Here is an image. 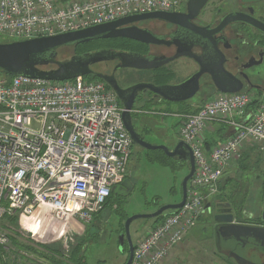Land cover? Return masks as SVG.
Returning <instances> with one entry per match:
<instances>
[{
  "label": "built area",
  "instance_id": "2783aa9c",
  "mask_svg": "<svg viewBox=\"0 0 264 264\" xmlns=\"http://www.w3.org/2000/svg\"><path fill=\"white\" fill-rule=\"evenodd\" d=\"M185 1L0 0V35L14 40L52 36L134 14L179 11ZM252 92H217L195 111L181 114L178 137L189 146L195 166L185 201L134 245L130 264H160L205 211L245 142L264 148V96ZM122 110L101 80L0 76V220L19 212L24 228L34 214L49 217L58 240L65 239L73 220L92 222L111 188L127 178L132 140ZM214 123L225 125L228 135L207 150L205 133ZM7 233L0 228L4 260ZM64 249L60 252L68 255L70 249ZM32 262L43 264L37 256Z\"/></svg>",
  "mask_w": 264,
  "mask_h": 264
},
{
  "label": "rangeland",
  "instance_id": "374dc122",
  "mask_svg": "<svg viewBox=\"0 0 264 264\" xmlns=\"http://www.w3.org/2000/svg\"><path fill=\"white\" fill-rule=\"evenodd\" d=\"M185 3L183 5H185ZM239 6L240 3L238 0H211L205 10L213 11L216 14L219 8L221 13H224L229 10L238 9ZM259 7H261L264 13V4L258 3L256 9ZM143 26L148 28L154 27L156 30L162 32L166 31L168 28V24L155 21L143 23ZM107 40L110 42V39H101L83 47H76L73 45L61 47L57 50L56 60L69 59L73 54L81 53L83 50H93L102 47L108 43ZM8 41L15 40L6 39L0 35V42ZM108 44L111 46L110 44L114 43ZM158 48L163 49L162 47ZM155 49L156 47L151 48V50ZM228 56L232 58V52H229ZM167 66L165 70L172 73V77L167 83L175 84L189 77L190 74L197 69L196 63L186 57L178 58ZM53 67L55 66L49 65L45 66L44 69ZM101 68L102 64L93 66L95 70ZM257 69L262 70L264 75V64H261ZM132 74L133 79H131L130 82L143 80L145 78H147L146 80H149V78L153 79L156 78L157 75V73L153 74L146 70H138L136 75L134 73ZM161 83H166L165 78L164 81L161 80ZM216 93L208 76L203 75L200 80V89L198 93L184 103L171 102L170 104H164L158 102L156 99H150L149 97L146 98V101L141 98L135 108H138V112H140L142 116V125L145 127L143 128L144 140L153 145L163 144L172 147L175 141L177 142L179 140L177 130L180 126V122L178 123L179 118L175 116L176 112L185 107L189 110L195 109L197 106L199 107L204 102L208 101L210 97L215 96ZM252 94L255 96L258 93L253 91ZM143 98L145 97L143 96ZM145 102L146 104H144ZM34 126H37V123H34ZM216 145L217 144L213 146ZM161 152V150L157 149H144L138 144L132 143L131 154L127 164V176L131 180L132 189L124 197H118L112 194L109 205L104 207L94 222L83 223L73 220L65 239H56L57 225L53 223L49 217L34 214L33 218L31 216L28 219V222L36 224L39 228V232L42 234L41 236H43L39 238L37 236H32L30 232L20 225L18 217V214L20 215L19 212L14 215L17 216L14 221H9L5 216L0 220V228L9 231L6 240L8 242L4 246L7 248L4 252L9 253V256L5 258L4 264H33V257L37 256L23 247H15L11 241L10 232L11 234H15L20 244L33 247L34 242L32 239L35 238L42 242V244L62 252H65L64 247L69 248L71 251V248L75 245L86 241L85 259L87 264H98V262H101L100 264H123L128 252L123 253V247L120 246L119 234L121 224H124L125 221L122 222L121 219L125 216L129 217L134 214L151 213L161 205L179 202L181 199L182 179L189 168L181 164L179 166L177 165L178 168L173 170L169 165L151 161L153 157L160 156ZM173 160L179 162L176 159ZM239 173L240 174L236 177L237 184L236 181H234L233 185L246 186L249 184L251 194L254 192L251 185L257 182L254 177L255 174L259 175L260 180L264 178L263 172H259L253 167L241 169ZM229 189H231L230 185L227 187V190ZM255 196L258 197V194ZM255 196H252L251 200H256ZM117 203L120 204L119 209H116V207H118L116 206ZM258 206L259 203L256 207ZM205 211L213 215L215 213V208L207 207ZM208 216L209 215L205 214L202 218L199 217L198 221L184 236L182 241L169 252L168 256L160 264H264V255L258 254V251L254 252L253 249L240 251V249L233 246V250L236 249L234 252L227 250V243L223 242L220 235H215L213 216ZM152 222L153 219L140 218L134 220L130 224V237L133 245L138 243L157 225L152 226ZM0 246L2 247V245ZM259 246L263 248L258 249L264 252V245L259 244ZM39 258H41L43 263L47 262L43 257ZM1 259L0 264H3L2 261L4 260Z\"/></svg>",
  "mask_w": 264,
  "mask_h": 264
},
{
  "label": "water",
  "instance_id": "95a60500",
  "mask_svg": "<svg viewBox=\"0 0 264 264\" xmlns=\"http://www.w3.org/2000/svg\"><path fill=\"white\" fill-rule=\"evenodd\" d=\"M209 0H187L185 11H153L143 14H134L114 21L93 25L87 28L64 32L52 36H41L31 39L0 42V70L12 75H26L30 77H40L49 80H69L77 76H85L92 73L89 65L100 61L106 57L114 55V52L99 50L86 52L82 55L73 56L65 61L56 60L57 50L64 46L86 43L96 39L123 38L146 45L167 44L174 40H165L153 34L150 30L138 26V23L146 20H161L180 28H184L191 33L207 38L213 46L214 53L205 60L202 55L191 50L187 43L180 41L177 52L169 57L149 58L143 55L126 54L121 56V67L147 70L158 68L179 57H188L199 64V70L179 83L153 84L149 82H138L127 88H119L113 84L112 78L104 77L109 87L115 91L121 99L122 120L129 133L132 143L138 144L144 149L161 150L167 157L186 161L189 165L188 173L183 177L181 183V199L179 202L161 205L155 211L146 214H134L125 219L123 230L119 234L120 246L124 242L127 244V258L125 263L130 264L133 257L134 245L130 237V224L136 219H152L162 215L166 211L179 209L186 198L187 184L191 179L195 166L192 152L189 146L178 140L174 147L166 145H153L145 141L136 131L132 123V112L134 111V99L137 92L150 90L162 100L169 102H182L192 98L200 89V77L207 73L217 92L234 93L243 88L241 80L228 72L223 67V53L217 49L215 41L211 38L212 33L221 31L226 25L233 22H242L264 33V22L253 15V8L250 7L248 13L241 11H231L226 13L219 24L214 28L209 25L199 27L192 20L205 7ZM242 3H256L264 0H239ZM176 42V41H174ZM56 65L50 69H38L36 66ZM99 76V75H98ZM101 77V76H99ZM258 89V87H255ZM131 92L129 99H122L123 93ZM132 189L131 182L126 178L120 184L111 188L113 195L124 197ZM207 208V207H206ZM217 210L213 215V221L220 224L217 233L226 239L243 241L251 240L256 244L264 245V224L249 225L236 222V215L239 210L230 206V203L216 205ZM262 222L264 223V205L262 211Z\"/></svg>",
  "mask_w": 264,
  "mask_h": 264
},
{
  "label": "flooded vegetation",
  "instance_id": "af4514ba",
  "mask_svg": "<svg viewBox=\"0 0 264 264\" xmlns=\"http://www.w3.org/2000/svg\"><path fill=\"white\" fill-rule=\"evenodd\" d=\"M209 2H211V0L207 2L205 7L201 9L198 15L192 20V22L195 25L199 27H204V26L209 25V28H214L215 26L219 24L220 20L226 13L231 12V11H241L244 13H248L250 7L253 8V15L259 20L264 22V13L261 7L256 9V5H258V3L264 4V1L256 2V3H242L241 1L238 0V2L240 3V6L238 7V9L229 10L224 13H221L220 8H219L217 9L216 14L213 11L205 10ZM184 11H185V5H182L179 12H184ZM149 21H155V22H161V23L168 24V28L166 31L162 32V31L156 30L154 27L148 28V27L143 26V23H146ZM138 26L150 30L153 34L159 37H163L165 40H169V41L174 40L176 42L173 41V43L171 42L169 45L165 43L158 44V45H154V44L146 45V44L139 43L137 41H133L129 39L126 40L123 38H114V39H110V42L107 40L108 43H114V44H110L111 46H109V44L106 43L104 46L96 48L93 51L92 50L83 51L81 53L73 54L71 57L82 55V54H85L86 52H95L99 50H106L108 52L109 51L114 52V55L110 57H106L95 63H91L89 65V68L92 71L90 75H95L97 78L101 79V81L105 83L107 81L103 79L104 77L112 78L114 85H116L119 88H127L138 82H149V83L158 84V85L165 84V83L156 82L155 78L153 79L149 78V80H146L147 78H145L143 80L130 82V80L133 79L132 73L136 75L138 72V69L120 66L122 62L121 56L123 55V53L143 55L149 58L169 57V56L174 55L177 52L178 47L180 45V41H182L183 43H187V45L191 47V50L194 53L202 55L205 60L209 57V55H212V53H214L212 43L207 38L191 33L190 31L184 28H180L179 26L166 23L161 20H156V19L140 22L138 23ZM211 38L215 41V45L217 49H219L223 53V56H224L223 57V67L228 72L232 73L238 79L241 80V83L243 84V88L241 91H255L256 93H258L257 94L258 96L260 97L264 96V75L262 73V70L257 69L261 64H264V33H262L257 28L249 26L245 23L233 22V23L226 25L221 31L217 33H212ZM152 47H156V49L151 50ZM158 47H162L163 49H160ZM169 49H172V50H169ZM229 52H232V58L228 56ZM65 60L67 59H58V61H65ZM175 60L176 59H174L173 61ZM171 62L164 64L158 68L147 69L146 71L151 72L153 74L161 72L162 70H165L168 67L167 65H169ZM99 64H102L101 69L99 70L93 69V66H96ZM196 65H197V69L192 74H194L195 72L199 70V64L196 63ZM98 75L101 77H99ZM203 75H207L211 83L213 84L211 80V76L209 74L205 73ZM201 77H200V80H201ZM213 87H214L215 92H217L214 85ZM255 87H258V89ZM114 93L116 94L118 102L121 103V99L118 97L117 93L115 91ZM143 96L145 98H143ZM130 97H131V92H128V93H123L121 98L129 99ZM147 97H149L150 99H156L160 103H164V104L171 103L169 101L162 100L160 97L156 96L154 92L150 90H146L145 92L140 91L136 93V96L134 99L135 107L138 101L141 100V98L146 101ZM183 102L185 101H182V103ZM144 104H146V102ZM135 107H134V111L132 112V123L134 125L135 131L144 139L145 137L143 133V128L145 127L142 125V119H141L142 116L140 112H138V110L135 109ZM174 145L171 147V149L174 147ZM262 203L263 204L259 210L260 218L259 220H256V221L261 224H264L261 220L264 200L262 201ZM212 208H215V211L217 210L216 205ZM220 237L222 238L223 242L227 243L226 245L228 246V248L227 247L226 248L227 250H230V252L231 251L234 252L236 250V249L233 250L234 249L233 246H235L238 249H240V251L242 250L244 251L247 249L249 250L253 249L254 252L258 251V254L264 255V252L258 249V248L262 249L263 247H260L256 243H253L251 240L245 239L240 242L234 239L226 240V238H224L223 236H220ZM215 243L217 245L216 241Z\"/></svg>",
  "mask_w": 264,
  "mask_h": 264
},
{
  "label": "crops",
  "instance_id": "0c3cea01",
  "mask_svg": "<svg viewBox=\"0 0 264 264\" xmlns=\"http://www.w3.org/2000/svg\"><path fill=\"white\" fill-rule=\"evenodd\" d=\"M211 98V97H210ZM198 107V106H197ZM189 110L187 112H193L197 109ZM138 110V108H135ZM185 112V113H187ZM177 114V113H176ZM180 114V116H179ZM177 114L176 117L179 118L178 123L181 121V114H184L183 112ZM163 119V116H162ZM226 126L218 123H214L211 125H208V128L205 133L206 141H209L211 145L207 147L206 149H210L213 147V145L218 144L219 142L225 140V135H221L222 128ZM227 129V128H226ZM176 143V141H175ZM240 158L239 160L231 163L223 172L222 176L219 178V180L216 183L217 186V193H215L213 196H209L208 201L206 203V207H214L215 205L219 204V202L223 203H230V206H234L239 210V213L236 215V222L242 223V224H249V225H261V223L257 222L256 220H259V210L262 206V201L264 200V178L263 180H260V177L258 174H255V178L257 182H254L251 186L253 187L254 192L251 194L249 187V184L246 186H240V185H233V182L236 181L237 184V176L240 174L239 171L241 169H248L250 167L256 168L257 171H262L264 176V148H262L261 145L254 144L252 142H245V144L240 149ZM171 158V157H169ZM177 161V158H174ZM127 179L131 182L130 178L127 176ZM231 186V189L227 190L228 186ZM238 187V189H237ZM258 194V197L255 195ZM116 196V195H115ZM252 196H255L256 200H251ZM119 197V196H118ZM212 198V199H210ZM212 200V202H211ZM253 202V203H251ZM175 203V202H174ZM211 203V204H210ZM259 203V206L256 207V205ZM209 215L212 216V214H209L207 211H204L201 214V218L203 215ZM208 216V217H209ZM200 218V220H201ZM220 224L213 222V228L215 235L219 236L220 234L217 233V228H219ZM215 237V236H214ZM216 240V238H215ZM35 245V243H34ZM33 245V247H34ZM178 245V244H177ZM176 245V246H177ZM37 247V246H36ZM38 248V247H37ZM1 256V255H0ZM3 259V257H0V259ZM1 259V260H2ZM4 260V259H3ZM3 264L5 263V260L2 261ZM162 263V262H161ZM25 264V263H24ZM43 264H48V262H45ZM50 264V263H49Z\"/></svg>",
  "mask_w": 264,
  "mask_h": 264
},
{
  "label": "trees",
  "instance_id": "16d2710c",
  "mask_svg": "<svg viewBox=\"0 0 264 264\" xmlns=\"http://www.w3.org/2000/svg\"><path fill=\"white\" fill-rule=\"evenodd\" d=\"M98 40H101V39L92 40V41H89V42H86V43H82V44L81 43H78V44H75L73 46L83 47V46H86V45H88L90 43H93L95 41H98ZM89 50H92V49H86V50H83V51H89ZM83 51H81V52H83ZM36 67L38 69H44L45 66L37 65ZM0 76L2 78L6 79V80H9L14 75L8 74L5 71L0 70ZM171 77H172V73H170V72H168L166 70H162L161 72H158L157 73L155 80H156V82H161V80L164 81V78H165V81L167 82ZM83 78L86 79V80H101V79L97 78L95 75H90V74L83 76ZM257 101L258 100H256L255 102H257ZM253 106H254V104L252 105V108H254ZM187 111H189V109L187 107H185L184 109L179 110L176 113H181V112L185 113ZM221 130H222L221 135L224 136L225 133H226V137H227L228 130L225 127H223ZM205 143H206L207 147H209V145H211V143L209 141H206ZM173 159L174 158H169L164 153L161 152V155L160 156L153 157L151 159V161H156V162H159L160 164H163V165H169L173 170H175L176 168H178V166L181 165V164L182 165H186L189 168L188 162L182 161V160L179 161V162H175ZM187 173H188V171H187ZM111 196H112V193H110V195L106 199V201H105V203L103 205V208L94 215V218H93L92 222H94L97 219V217L99 216L100 212H102V210L104 209V207H106V206L109 205V203H110V197ZM116 206H118V207H116V209L117 208L119 209L120 204L117 203ZM171 211H173V210L167 211L166 213L164 212V214H162V215H160V216H158L156 218H152L153 219V222H152L153 225L152 226H155L156 224H158L163 219L164 215L170 213ZM127 217L128 216H125L124 218L121 219V221L123 222ZM7 218H8L9 221H14L17 218V216L7 217ZM92 222H90V223H92ZM122 230H123V223L121 224L120 232ZM11 241H12L13 245H15V247H19V246L20 247H23V248H25V249L33 252L37 256L43 257L50 264H87L86 263V259H85V245H86V241L80 242L79 244H77L73 248H71V251L69 252L68 255H64L59 250H57L55 248H50V247H48L45 244H35L34 247H32L30 245L28 246V245H25V244H20L17 241L16 236H15L14 233H12V235H11ZM122 247H123V251H122L123 253L128 252L127 251V244H126V242H124V244H123ZM0 255H1L0 257L3 256L2 251H1V248H0ZM125 261H124V263H125ZM100 263L101 262H98V264H100ZM25 264H27V263H25Z\"/></svg>",
  "mask_w": 264,
  "mask_h": 264
},
{
  "label": "bare ground",
  "instance_id": "6f19581e",
  "mask_svg": "<svg viewBox=\"0 0 264 264\" xmlns=\"http://www.w3.org/2000/svg\"><path fill=\"white\" fill-rule=\"evenodd\" d=\"M32 218H33V216H32ZM29 220H25V222H24V224H23V226H24V228L26 229V230H28V231H30L34 236H37V237H39V238H42L43 236H41L42 234H40V232H39V229H38V227H37V225L36 224H32L31 222H28ZM41 227V226H40ZM42 228V227H41ZM43 231V230H42Z\"/></svg>",
  "mask_w": 264,
  "mask_h": 264
}]
</instances>
